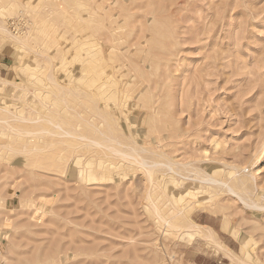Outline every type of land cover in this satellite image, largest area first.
Listing matches in <instances>:
<instances>
[{
    "label": "rangeland",
    "instance_id": "374dc122",
    "mask_svg": "<svg viewBox=\"0 0 264 264\" xmlns=\"http://www.w3.org/2000/svg\"><path fill=\"white\" fill-rule=\"evenodd\" d=\"M0 52V261L264 264V0H0Z\"/></svg>",
    "mask_w": 264,
    "mask_h": 264
},
{
    "label": "bare ground",
    "instance_id": "6f19581e",
    "mask_svg": "<svg viewBox=\"0 0 264 264\" xmlns=\"http://www.w3.org/2000/svg\"><path fill=\"white\" fill-rule=\"evenodd\" d=\"M102 4H103V3H102ZM94 5H95V4H94ZM96 6H98V5H95V8H94V9L97 8ZM91 7H92V5H91ZM98 8H99V7H98ZM98 8H97V9H98ZM101 8H102V7H101ZM92 9H93V8H92ZM97 9H96L95 11H97ZM89 10H91V9H88V11H89ZM98 10H99V9H98ZM100 10H102V9H100ZM86 12H87V10H86ZM98 12H101V11H98ZM103 12H104V11H103ZM87 13H88V12H87ZM93 13H94V12H93ZM93 13H92V14H93ZM96 13H97V12H96ZM97 14H98V13H97ZM100 14H101V13H100ZM100 14H99V15H100ZM93 15H94V14H93ZM93 15H92V16H93ZM101 15H102V14H101ZM85 16H86V15H85ZM86 17H87V16H86ZM113 17H114V16H113ZM87 18H88V17H87ZM104 44H105V43H104ZM114 44H115V43H114ZM119 46H120V45H119ZM104 47H105V46H104ZM104 47H103V48H104ZM108 47H109V46H108ZM105 48H106V47H105ZM109 49H110V48H109ZM101 50H102V49H101ZM101 50H99V51H101ZM111 50H113V49H111ZM111 50H110V51H111ZM110 51H109V53H110ZM101 52H102V51H101ZM105 53H106V52H105ZM98 54H99V53H98ZM105 55H106V54H105ZM108 55H109V54H108ZM118 56H119V55H118ZM100 57H101V56H100ZM102 57H104V54H103ZM106 57H108V56L106 55ZM106 57H105V58H106ZM98 58H99V57H98ZM102 59H103V58H102ZM106 59H108V58H106ZM106 59H105V61H107ZM99 60H100V59H99ZM99 60H98V61H99ZM119 60H120V59H119ZM122 60H123V59H122ZM125 60H126V59H125ZM100 62H102V61H100ZM96 64H97V63H96ZM96 64L94 63L95 66H96ZM102 64H103V63H102ZM106 64H107V63H106ZM117 65H118V63H117ZM123 65H124V64H123ZM108 66H109V65H108ZM108 66H106V67H108ZM111 66H112V65H111ZM100 67H101V66H100ZM87 68H88V67H87ZM108 68H109V67H108ZM113 68H114V67H113ZM119 68H120V67H119ZM115 69H116V67H115ZM107 70H112L111 73L114 74L112 68H111V69H107ZM97 71H98V70H97ZM106 72H107V71H106ZM107 73H108V72H107ZM102 74H103V72H102ZM104 74H105V73H104ZM125 74H126V73H125ZM127 74H128V73H127ZM89 75H90V74H88V76H89ZM97 75H98V74H97ZM94 76H96V75H94ZM108 76H109V75H108ZM111 76H112V75H111ZM111 76H110V77H111ZM100 77H101V76H100ZM113 77H114V79H113V78H112V79H113V81H114V80L116 79V78H115L116 76H113ZM102 78H103V77H102ZM2 79H3L4 81L9 82L6 78H2ZM95 79H97V78H95ZM108 79H109V78H108ZM98 80H99V79H98ZM111 81H112V80H111ZM113 81H112V82H113ZM106 82H108V81H106ZM106 82H105V83H106ZM116 82H117V84H118L119 80L116 81ZM116 82H115V84H116ZM109 83H110V82H109ZM93 84H94V83H93ZM100 85H102V83H101ZM107 85H108V84L106 83V86H107ZM123 85H124V84H123ZM89 86H90V85H89ZM109 86H110V85H109ZM127 86H128V85H127ZM90 87L92 88V85H91ZM90 87H89V88H90ZM119 87H120V86H119ZM122 87H123V86H122ZM122 87H121V88H122ZM89 88H88V89H89ZM103 88H104V87L102 86V87H101V92H100V89H99V88H98V90H96V89L94 88L96 92H94V93L92 92V93L94 94V96H96L95 93L98 94V95H99V94H100V95H104L105 92H104ZM117 88H118V87H117ZM85 89H87V88L85 87ZM119 89H120V88H119ZM91 90H93V89H90V91H91ZM107 90H108V89H107ZM107 90H106V91H107ZM117 90H118V89H117ZM121 90H123V89H121ZM90 91L88 92V96H89V97H90V95H91V94L89 95ZM93 91H94V90H93ZM109 92H110V91H109ZM112 92L115 93L114 90H113ZM118 92H119V91H118ZM118 92H117V93H118ZM126 92H127V90H126ZM118 94H119V93H118ZM121 94H122V93H121ZM106 95H107V94H106ZM127 95H128V94H127ZM91 96H92V95H91ZM115 96H117V95H115ZM86 97H87V96H86ZM103 97H104V96H103ZM107 97H108V95H107ZM122 98H123V97H122ZM125 98H126V97H125ZM87 99H88V98H87ZM98 99H99V98H98ZM106 99H107V98H106ZM118 99H120V96H119ZM93 100H94V99H93ZM95 100H96V98H95ZM95 100H94V101H95ZM88 101H89V100H88ZM101 101H102V99H101ZM109 101H110V100H109ZM96 102H98V101H96ZM96 102H95V103H96ZM128 102H129V101H128ZM100 103H101V102H100ZM126 103H127V102H126ZM130 103H131V102H130ZM97 104H98V103H97ZM97 104H96V105H97ZM124 104H125V103H124ZM96 105H95V106H96ZM110 105H111V104H110ZM130 105H131V104H130ZM97 106L99 107V105H97ZM115 106H116V105H115ZM121 106H123V105H121ZM103 107H104V105H103ZM123 107H124V106H123ZM125 107H126V106H125ZM130 107H131V106H130ZM99 108H100V107H99ZM102 109H103V108H102ZM109 109H110V108H109ZM111 109H112V108H111ZM121 109H122V108H121ZM129 109H130V108H129ZM132 109H133V108H132ZM122 110H123V109H122ZM124 110H125V109H124ZM107 111H108V109H107ZM114 111H115V108H114ZM116 111H117V110H116ZM116 111H115V112H116ZM119 111H120V110H119ZM115 112H114V114H115ZM121 112H122V111H121ZM130 112H131V111H130ZM101 113L104 114L105 111H104V113H103V112H101ZM101 113H100V114H101ZM106 113H107V112H106ZM124 113H125V111H124ZM124 113H122V114H124ZM127 113H128V111H127ZM133 113H134V112H133ZM102 114H101V116H102ZM116 114H117V113H116ZM105 115H106V114H105ZM108 115H109V117L113 116V115L110 116V113H109ZM117 115H118V114H117ZM126 115H127V114H126ZM98 116H100V115H98ZM120 116H121V115H120ZM27 117H28V116H27ZM115 117H116V116H115ZM124 117H125V116H124ZM24 118H25V117L23 116V118H22V119H23V120H22L23 122L26 120V118H25V119H24ZM94 118H95V117H94ZM101 118H102V117H101ZM119 118H120V117H119ZM127 118H128V117H127ZM134 118H135V117H134ZM54 119H55V118H54ZM102 119H104V117H103ZM106 119L108 120V117H107ZM128 119H129V118H128ZM0 120H1V119H0ZM28 120H29V118H28ZM31 120H34V118L31 119ZM47 120H48V121L50 120V122H51V118H49V119H47ZM87 120H88V119H87ZM98 120H99V119H98ZM125 120H126V119H125ZM129 120H130V119H129ZM22 121H20V122H22ZM54 121H55V120H54ZM94 121H95V120H94ZM104 121H105V120H104ZM109 121H110V119H109ZM117 121H119V120H117ZM139 121H140V120H139ZM5 122H6V120H5ZM8 122H9V121H7V123H8ZM86 122L88 123V121H86ZM91 122H93V121H91ZM100 122H101V121H100ZM112 122H113V119H112ZM114 122H115V120H114ZM127 122H128V120H127ZM64 123H65V122H64ZM93 123H95V122H93ZM93 123H88V124H93ZM106 123H107V121H106ZM110 123H111V122H110ZM115 123H116V122H115ZM118 123H119V122H118ZM8 124H9V123H8ZM40 124H41V123H40ZM100 124H101V123H100ZM102 124H103V122H102ZM126 124H127V123H126ZM126 124H125V125H126ZM129 124H130V123H129ZM85 125H86V123H85ZM95 125H97V124H95ZM109 125H110V124H109ZM109 125H108V126H109ZM127 125H128V124H127ZM127 125H126V126H127ZM55 126H56V128H62V127H63V128H62V129H63L62 131H58V130L55 129V130H54L55 133H59V134H62V135H68V136L71 135V134L74 135V134L76 133V132L74 133L72 130L67 129L66 127L62 126V124H61L59 121L55 122ZM93 126H94V125H93ZM128 126H129V125H128ZM87 127H89V126H87ZM90 127H91V126H90ZM96 127H97V126H96ZM117 127H118V126H117ZM120 127H121V126H120ZM39 128H41V127H39ZM104 128H106V127H103L102 129H104ZM41 129H44V128L42 127ZM87 129H88V128H87ZM89 129H92V128H89ZM89 129H88V130H89ZM98 129H99V128H98ZM109 129H110V128H109ZM38 130H39V129H38ZM94 130H95V129H94ZM99 130H100V129H99ZM104 130H105V129H104ZM110 131H111V129H110ZM110 131H109V132H110ZM115 131H116V130H115ZM115 131H114V132H115ZM127 131H128V129H127ZM102 132L104 133V131H102ZM95 133H96V132H95ZM99 133H100V131H99ZM117 133H118V132H117ZM121 133H123V132H121ZM128 133H129V132H128ZM112 134H113V133H112ZM115 134H116V133H115ZM115 134H114L113 136H115ZM124 134H125V133H124ZM130 134H131V133H130ZM109 135H110V134H109ZM125 135L127 136V134H125ZM135 135H136V134H135ZM79 136H81L82 138H85V137H86V138H89V140H90L92 143H94V144H97V145H104V144H103L104 142L100 141L98 138H97V139H96V138H90V136L87 135L86 133H82V134L79 135ZM111 136H112V135H111ZM121 136H122V134H121ZM129 136H132V135H129V134H128L127 137H129ZM122 137H123V136H122ZM122 137H121V139H122V141H123L124 139H123ZM127 137H126V138H127ZM112 138H114V137H111V139H112ZM132 138H133V137H132ZM103 140H104V139H103ZM113 140H114V139H113ZM113 140H112V141H113ZM128 140H129V139H128ZM104 141L106 142V140H104ZM107 141H108V140H107ZM120 141H121V140H120ZM115 142H116V141H115ZM128 142H129V144H130V143L133 142V141H131V142L128 141ZM110 143H111V141H110ZM119 143H120V145H121V142H119ZM134 143H135V141H134ZM134 143L131 144L132 146L129 145V146L131 147L130 149L133 148ZM105 144H106V143H105ZM116 144H117V146H118V143H116ZM116 144H114L115 146H111V145H112V143H111V145L109 144L108 147H112L111 150H113L114 153L116 152V153L120 154V155L122 156V158H123V156H124V157L127 158V160H130V159H128L129 157H127V156L131 155V154H130V152H131L130 149L128 148V149H129L128 151H130V152L124 151V148H125V147L122 148V149H123V150H122V149H119L120 147L118 148V147L116 146ZM123 144H125V143L123 142L122 145H123ZM106 146H107V145H106ZM129 146L127 145V147H129ZM108 147H107V148H108ZM134 149H138V150H137V153L139 154V152H140V150H139L140 147H139V148L136 147V144H135ZM13 150H14V149H13ZM109 150H110V149H109ZM111 150H110V152H111ZM126 150H127V149H126ZM133 151H134V150H133ZM114 153H113V154H114ZM116 153H115V155H116ZM131 153H132V152H131ZM108 154H109V153H108ZM118 154H117L116 156H118ZM138 154H137V157H138ZM111 155H112V154H111ZM111 155H110V156H111ZM140 155H141V153H140ZM140 155H139V156H140ZM108 156H109V155H108ZM133 156H134V155H133ZM118 157L120 158V156H118ZM141 157L144 159L143 156H141ZM141 157H139V161H140V158H141ZM142 158H141V159H142ZM143 159H142V160H143ZM146 159H147V158H146ZM133 160H134V159H133ZM136 160H138V159H136ZM145 161H148V159L145 160ZM145 161H142V164H145V165H146ZM157 161H158V160H157ZM148 162L150 163V161H148ZM154 162H155V161H154ZM154 162H153V163H154ZM137 163H138V162H137ZM158 163H159V162H158ZM160 164H161V163H160ZM163 164H164V163H163ZM147 165H148V164H147ZM150 165H151V163H150ZM155 165H156V164H155ZM143 166H144V165H143ZM169 166L172 168V165H169ZM144 167H145V166H144ZM147 168H148V166H147ZM149 169H150V168H149ZM151 169H152V167H151ZM151 169H150V170H151ZM152 170H153V169H152ZM148 171H149V170H148ZM152 172H153V171H152ZM152 172L150 171V174H151V175H152ZM189 172H191V171H189ZM163 173H164V172H163ZM191 176H192V175H191ZM199 176H200V175H199ZM199 176H197V178H198ZM200 177H201V178H200ZM200 177H199V178H200V179H199L200 182H203V183H205V184H208V183H209V185H211V184L214 183V182H218V183H223V184H225V185H226V186L224 185L225 187H227V188H228L230 191H232L233 193L236 192V194H238V196L240 197V199H242V200H244V201L246 202L245 199H246L247 197H246V198L244 197V198H245V199H244V198L239 194L241 191L238 193V191H236V190L234 189L233 185H230L229 183H227L226 180H219V179H216L215 177L210 176V175H205V176H204V175H203V176L201 175ZM192 181H193V179H192ZM205 187H206V186H205ZM198 188H199V187H198ZM203 188H204V187H203ZM201 190H202V189H201ZM185 191H186V190H185ZM188 192L191 193V191H188ZM243 192H244V191H243ZM198 193H200V191H198V192H192L191 194L196 195V194H198ZM246 193H247V192H246ZM246 193H245V194H246ZM248 193H249V192H248ZM182 194H183V193H181V195H180L181 198H183V197H182ZM251 194H252V193H251ZM197 196H199V195H197ZM200 196H201V195H200ZM243 196H244V194H243ZM190 197H191V196H190ZM253 197H254V196H253ZM261 199H262V197H261ZM253 200H254V199H252L251 201H253ZM251 201H250V202H251ZM254 202H255V200H254ZM243 203H244V202H243ZM246 203H247V204H246ZM246 203H244V204H246V205H248V204H249V205H256L255 203H254V204H250L248 201H247ZM258 203H260V202H258ZM257 205H258V204H257ZM258 206H259V205H258ZM258 206H256V207H258ZM261 207H262V206H261ZM178 209H179V208H178ZM181 209H184V207H182ZM184 210H185V209H184ZM212 210H213V209H212ZM176 211H177V210H176ZM176 211H175V210L173 211V217L175 216V215H174V212H176ZM179 211H182V210L179 209ZM213 211H214V212H217V209H216V210H213ZM181 213H182V212H181ZM177 214H178V212H176V216H177ZM161 216L164 217L163 215H161ZM165 217H166V216H165ZM182 217L184 218V215H183ZM185 217H186V216H185ZM169 218H170V217H169ZM169 218H168V217H167V219L165 218L166 222H167L168 224H170V225L172 226V228H174V227L177 228V230H176L177 232L180 231L181 229H180L179 224L177 225V224H175L174 222L168 220ZM165 220H163V221H165ZM175 220H176V218H175ZM190 223H191V222H190ZM190 223L185 224V227L190 229L188 234H189L191 237H195L196 235H198V236L200 235V236H202V237H204V238H207L208 240H211L212 242H215L216 246H217L219 249H220V248H225V247H226V246L224 245V243H222V242H220V241H217V239H216V232H215L210 226L202 225V224L197 223V222H192V224H190ZM180 225H181V224H180ZM186 225H187V226H186ZM182 228H183V226H182ZM178 229H179V230H178ZM174 231H175V230H174ZM186 231H187V230H186ZM178 233H179V232H178ZM200 236H199V237H200ZM191 237H190V238H191ZM200 238H201V237H200ZM207 239H206V240H207ZM215 244L213 243V245H215ZM226 248H227V247H226ZM226 248H225V249H226ZM220 250H222V249H220ZM227 250H228V252L230 251L229 249H227ZM227 250H226V251L224 250V251L227 252ZM227 254L229 255L230 258L232 257V259H234V260L237 259V256H235V255L232 254L231 252H230V253H227Z\"/></svg>",
    "mask_w": 264,
    "mask_h": 264
},
{
    "label": "crops",
    "instance_id": "0c3cea01",
    "mask_svg": "<svg viewBox=\"0 0 264 264\" xmlns=\"http://www.w3.org/2000/svg\"><path fill=\"white\" fill-rule=\"evenodd\" d=\"M10 54L11 53L0 52V73L9 67L12 60ZM0 78H2V76H0Z\"/></svg>",
    "mask_w": 264,
    "mask_h": 264
},
{
    "label": "built area",
    "instance_id": "2783aa9c",
    "mask_svg": "<svg viewBox=\"0 0 264 264\" xmlns=\"http://www.w3.org/2000/svg\"><path fill=\"white\" fill-rule=\"evenodd\" d=\"M11 27L14 31H19L21 29V23L19 21H12ZM0 264H5L4 261H0Z\"/></svg>",
    "mask_w": 264,
    "mask_h": 264
}]
</instances>
